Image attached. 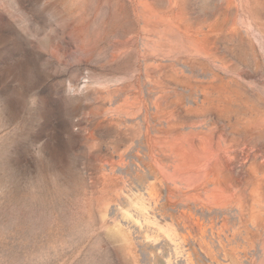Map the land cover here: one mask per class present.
<instances>
[{
    "label": "rangeland",
    "instance_id": "374dc122",
    "mask_svg": "<svg viewBox=\"0 0 264 264\" xmlns=\"http://www.w3.org/2000/svg\"><path fill=\"white\" fill-rule=\"evenodd\" d=\"M0 264H264V0H0Z\"/></svg>",
    "mask_w": 264,
    "mask_h": 264
},
{
    "label": "clouds",
    "instance_id": "9594fccd",
    "mask_svg": "<svg viewBox=\"0 0 264 264\" xmlns=\"http://www.w3.org/2000/svg\"><path fill=\"white\" fill-rule=\"evenodd\" d=\"M8 157H9V153L8 150L6 151V153L4 155H0V166H2L3 168L7 169H12L9 164H8Z\"/></svg>",
    "mask_w": 264,
    "mask_h": 264
}]
</instances>
